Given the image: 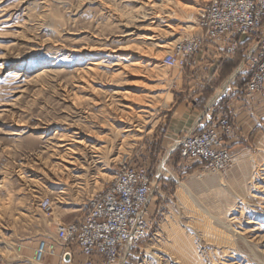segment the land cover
<instances>
[{
	"label": "rangeland",
	"instance_id": "374dc122",
	"mask_svg": "<svg viewBox=\"0 0 264 264\" xmlns=\"http://www.w3.org/2000/svg\"><path fill=\"white\" fill-rule=\"evenodd\" d=\"M206 1L0 0V264H35L128 166L152 188L147 235L119 264H264V127L219 173L163 144L181 66L162 59Z\"/></svg>",
	"mask_w": 264,
	"mask_h": 264
},
{
	"label": "built area",
	"instance_id": "2783aa9c",
	"mask_svg": "<svg viewBox=\"0 0 264 264\" xmlns=\"http://www.w3.org/2000/svg\"><path fill=\"white\" fill-rule=\"evenodd\" d=\"M198 32L177 43L162 59L164 67L174 69L202 50L205 44L222 43L226 56L237 49L239 39L251 37L254 45L243 61L249 78L245 92L249 96L264 93V0H208L197 15ZM233 123L222 116L199 134L178 139L175 149L181 159L197 160L205 171L218 172L231 165L234 156L224 138L232 134ZM149 170L124 167L105 190L90 199L79 221L57 226L56 240L42 239L34 249L36 263L54 256L65 246L60 259L71 258V247L84 257L82 264H119L120 256L147 235L148 200L152 180ZM51 201L43 199L39 207L49 211ZM67 247L69 249H67Z\"/></svg>",
	"mask_w": 264,
	"mask_h": 264
},
{
	"label": "crops",
	"instance_id": "0c3cea01",
	"mask_svg": "<svg viewBox=\"0 0 264 264\" xmlns=\"http://www.w3.org/2000/svg\"><path fill=\"white\" fill-rule=\"evenodd\" d=\"M253 45L254 40L243 38L235 52L227 57L225 45L207 43L199 53L187 57L180 69H175L179 74L175 79L176 91L170 98V114L164 123V145L171 146L178 139L198 134L227 115L233 123V132L225 138V144L231 152H235L246 145L249 137H253L264 127V100L258 97L250 99L240 94L249 77L245 67L241 65ZM198 69L205 71L199 76L201 82L199 81L197 89L191 91V73ZM226 86L231 88L227 99L221 103L222 93L218 95L217 92L224 87L226 91ZM45 239L53 240L51 237ZM64 251V245L58 246L54 256L45 257L39 263L33 261L35 264L83 263L84 257L72 247L71 258L61 260L60 255Z\"/></svg>",
	"mask_w": 264,
	"mask_h": 264
},
{
	"label": "bare ground",
	"instance_id": "6f19581e",
	"mask_svg": "<svg viewBox=\"0 0 264 264\" xmlns=\"http://www.w3.org/2000/svg\"><path fill=\"white\" fill-rule=\"evenodd\" d=\"M197 23H198V22H197ZM197 28H198V25H197ZM190 37H191V36H190ZM187 38H189V37H187ZM241 40H242V38L238 40L237 46L239 45V43H240ZM198 53H199V52H198ZM195 55H196V54H195ZM226 85H227V84H226ZM217 97H218V96H217ZM213 101H214V100H213ZM214 124H215V123H214ZM206 129H208V128H206ZM206 129H205V130H206ZM203 131H204V130H203ZM203 131H201V132H203ZM201 132H200V133H201ZM198 134H199V133H198ZM78 143H79V142H78ZM225 145H226V144H225ZM70 153H71V151H70ZM186 160H187V159H186ZM197 162H198L197 160H191V164H196V165H198ZM198 166H199V165H198ZM224 169H225V168H224ZM224 169H223V170H224ZM223 170H220V171H218V172H210V171H205V170H204V171H205V172H208V173H209V172H210V173H219V172H222ZM39 208H40V207H39ZM40 210H41V209H40ZM42 211H43V210H42ZM44 212H45V211H44ZM59 225H63V224H59ZM57 226H58V225H57ZM57 226H56V232H57ZM55 240H56V234H55ZM55 240H53V241H55Z\"/></svg>",
	"mask_w": 264,
	"mask_h": 264
},
{
	"label": "trees",
	"instance_id": "16d2710c",
	"mask_svg": "<svg viewBox=\"0 0 264 264\" xmlns=\"http://www.w3.org/2000/svg\"><path fill=\"white\" fill-rule=\"evenodd\" d=\"M194 165H196V164H194Z\"/></svg>",
	"mask_w": 264,
	"mask_h": 264
}]
</instances>
